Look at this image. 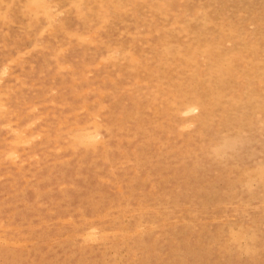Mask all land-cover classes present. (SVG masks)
Masks as SVG:
<instances>
[{
  "label": "rangeland",
  "instance_id": "1",
  "mask_svg": "<svg viewBox=\"0 0 264 264\" xmlns=\"http://www.w3.org/2000/svg\"><path fill=\"white\" fill-rule=\"evenodd\" d=\"M0 264H264V0H0Z\"/></svg>",
  "mask_w": 264,
  "mask_h": 264
}]
</instances>
